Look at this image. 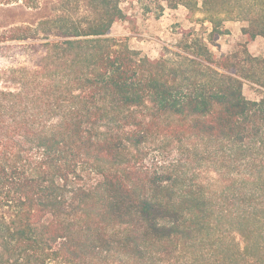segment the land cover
<instances>
[{
    "label": "trees",
    "instance_id": "obj_1",
    "mask_svg": "<svg viewBox=\"0 0 264 264\" xmlns=\"http://www.w3.org/2000/svg\"><path fill=\"white\" fill-rule=\"evenodd\" d=\"M175 1L211 30L152 59L112 35L121 0H14L36 18L0 29V264H264V55L218 56L215 0Z\"/></svg>",
    "mask_w": 264,
    "mask_h": 264
},
{
    "label": "rangeland",
    "instance_id": "obj_2",
    "mask_svg": "<svg viewBox=\"0 0 264 264\" xmlns=\"http://www.w3.org/2000/svg\"><path fill=\"white\" fill-rule=\"evenodd\" d=\"M13 2L0 0V29L36 18L33 10L18 7ZM214 4L217 7L215 17L222 20L219 26L227 32L210 43L211 49L218 56L244 47L253 55H264V36L257 35L254 40L248 41V35L242 31L243 27L249 25L247 18L252 15V11L264 14V0H215ZM121 7L126 17L114 23L112 35L125 39L131 48L140 50L152 59L160 56L164 45L175 42L180 28L195 27L205 33L211 30V23L207 20L211 17L210 13L197 8L189 14V9L175 0H121ZM81 8L83 10V4ZM259 26L257 29L264 27V23ZM9 62V58L0 56V68L9 65ZM244 94L248 98H256L258 92L246 82ZM208 175L216 176L215 173Z\"/></svg>",
    "mask_w": 264,
    "mask_h": 264
}]
</instances>
